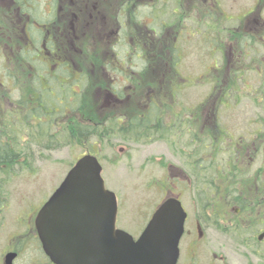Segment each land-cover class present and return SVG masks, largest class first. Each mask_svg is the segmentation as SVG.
Wrapping results in <instances>:
<instances>
[{
    "label": "rangeland",
    "instance_id": "374dc122",
    "mask_svg": "<svg viewBox=\"0 0 264 264\" xmlns=\"http://www.w3.org/2000/svg\"><path fill=\"white\" fill-rule=\"evenodd\" d=\"M256 1L221 0L224 19L209 21L201 14L200 0H34L38 18L46 12L55 21L52 30L62 44L61 58L68 75L77 77L75 91L83 92L78 111L79 100L68 96L73 111L57 114L46 124L47 132L55 135V143L49 144L50 136L41 137L33 124L21 122L25 110L16 104L23 93L9 77L13 74L22 88L46 66L33 63L32 68L21 60L17 49L24 45L23 21L10 0H0V132L24 154L21 165L0 171V264L11 246L20 252L15 264H44L36 240L25 231L28 216L35 217L75 161L87 154L98 158L105 187L116 196V227L133 239L166 197L179 198L188 214L185 230L194 231L182 242L181 257L186 261L196 222L214 198L209 184L217 183L212 180L217 173L236 166L250 179L246 189L261 194L264 83L253 69L264 61V42L246 36ZM258 1L264 17V0ZM148 10H155L160 20L153 21ZM162 23L166 29L161 31ZM213 41H222L219 52L211 51ZM66 73L59 67L51 75ZM44 86L40 111L61 112L68 100L60 101ZM63 92L54 87L57 97L69 94L67 87ZM48 97L56 98V105L49 104ZM150 102L158 110L154 121L166 128L163 138L155 129L138 139L106 135L110 118L141 114ZM191 120L193 127L186 124ZM95 123L104 138L69 136L74 125ZM238 142L243 150H225ZM236 159L239 163L232 166ZM227 160H232L229 166ZM252 218L238 233L200 224L208 239L194 246L196 264H264V245L256 239L264 227V206Z\"/></svg>",
    "mask_w": 264,
    "mask_h": 264
},
{
    "label": "water",
    "instance_id": "95a60500",
    "mask_svg": "<svg viewBox=\"0 0 264 264\" xmlns=\"http://www.w3.org/2000/svg\"><path fill=\"white\" fill-rule=\"evenodd\" d=\"M95 156L84 155L37 212L38 239L53 264H177L186 212L167 198L137 239L116 229L117 200ZM264 239V231L258 235ZM8 253L4 264H12Z\"/></svg>",
    "mask_w": 264,
    "mask_h": 264
},
{
    "label": "trees",
    "instance_id": "16d2710c",
    "mask_svg": "<svg viewBox=\"0 0 264 264\" xmlns=\"http://www.w3.org/2000/svg\"><path fill=\"white\" fill-rule=\"evenodd\" d=\"M12 3V6L14 10L18 12L19 17L23 21L22 23V32L20 27V33L24 35L23 39V46H18L17 53L20 55L21 60L26 65H30L33 68V63H41L46 66L42 67L43 71L42 74H38L37 76L33 75L30 79L31 81H28L26 83H29L25 87L19 88L16 79L13 74H9V77H11V81L14 86L17 87L18 90H22L21 93H23V97H20L17 101V106L19 108H22L25 110L24 114L21 116V122H23L26 125L33 124L35 128H38V133L40 131L39 136L48 135L52 139L49 144L55 143L53 140V137L55 135H51L50 132H47L48 122L53 121V117H55L57 114L59 116H64L66 112L69 113L71 110L70 107V97H74L75 99H78L79 102L77 104V110L78 111L81 107L82 103V97L81 95L83 92L75 91L74 87L78 84V80H76L77 77L75 76H69L68 72L70 71L67 68V64L65 61L62 60L60 55V47L62 44H60L59 37L56 36L54 31L52 30V27L54 26V20L49 17H47L48 13L43 12L41 14V19L39 13H37V9H34V0H10ZM23 18V19H22ZM36 22H39L41 24V27H38ZM4 27V25H1ZM35 34L38 35V40H35ZM62 41V40H61ZM33 64V65H32ZM59 67L63 68L64 71H66L67 75L66 77H56L52 78L51 73L53 70L59 69ZM45 71L47 73L45 74ZM37 72V70H36ZM49 74V75H48ZM8 77V78H9ZM42 78V79H41ZM75 82H72V81ZM43 81V83H42ZM43 85L48 86L53 89V94L56 98H59L60 101H67V105L60 107L61 112H53L51 114H47L40 111L41 104L39 102L40 96V89L43 88ZM44 86V87H45ZM60 86L62 93L64 94V89L67 87V91H69V94H67L63 97H57L54 93V87ZM71 87V89H70ZM73 87V88H72ZM113 87V85H112ZM56 98L52 99L48 97L49 104L56 105ZM42 99V98H41ZM43 101V99H42ZM48 104V105H49ZM47 105V106H48ZM74 110V111H75ZM158 110L156 107L152 105V102L149 103L147 106V110L145 112H142L141 114H130L122 120L123 122L118 121H111L105 126V132L106 135L108 134H115L118 133L121 135L124 139H138L139 137H142L144 135L148 136V133L151 132V129H155L154 131L159 134V138L164 137V132L166 128L158 122V120L155 122V116ZM108 118V117H107ZM126 118V120H125ZM157 118V116H156ZM153 120L154 123H151ZM105 121L102 123L104 124ZM100 125V124H99ZM98 124H76L71 128L69 133V136L72 138L81 140L86 138L87 136H93L97 138H104L106 135H104L103 132L98 131L97 128H99ZM46 126V127H44ZM30 128V127H29ZM41 128L45 129L44 131L41 130ZM45 133V134H44ZM71 139V138H68ZM13 144V145H12ZM50 148V147H49ZM51 149V148H50ZM22 150L19 149L18 144H16L12 139H5L4 135L0 132V171L2 167L16 165V164H22V156L24 154L21 152ZM256 193V191H254ZM259 192L256 193L255 198L253 200L254 207L252 208L251 215L254 213V209L256 211L258 210V207L264 206V190L262 189ZM252 194V193H250ZM262 199V200H261ZM253 219V218H252Z\"/></svg>",
    "mask_w": 264,
    "mask_h": 264
},
{
    "label": "flooded vegetation",
    "instance_id": "af4514ba",
    "mask_svg": "<svg viewBox=\"0 0 264 264\" xmlns=\"http://www.w3.org/2000/svg\"><path fill=\"white\" fill-rule=\"evenodd\" d=\"M200 1L204 3V6L201 10V14L205 18H207L209 21L210 19L212 20L216 19L220 21L222 17L224 19V16H225L224 12H221V0H200ZM258 3L259 1L257 0L254 3V6L251 10V15L253 18L249 19L251 27L249 30L250 32L246 34V36H249L252 39H255L256 41H257V37H259L264 42V17L261 16L262 10L261 11L259 10ZM148 11H149V15H151L150 18L153 21L160 20V19H157L160 17H157V15L159 14H156L155 10H148ZM179 17H181V15L178 16V18ZM172 25H173V22H171L168 26H172ZM163 28L166 29V24L162 23L161 31ZM156 34H158L157 36H160L161 32L158 31L156 32ZM207 36H210V35H207ZM175 42H176V39H175ZM210 42L211 40L208 39L207 44H209ZM213 43H214L213 44L214 47H212L211 51L213 52L217 50V52H219L221 47L223 46L222 41H219V43L218 41H215V42L213 41ZM222 50L224 51V48H222ZM256 59L257 61H259V59H262V58H256ZM170 62L172 65L173 64L175 66L177 65L176 60H172ZM257 64H260V66L257 65V68L255 67L253 70L255 74L258 76V78L261 79V81L264 83V69L260 68L261 66L264 65V61H259L257 62ZM186 81H189V80L186 79ZM112 85L113 84H111L112 90H115V88H113ZM119 96H120V93H119ZM147 105H149V103ZM191 117H192V114H191ZM123 119L124 118H117L115 121L123 122L122 121ZM110 120L113 121L114 119L111 118ZM191 122H193V120H191L190 122H187L186 124H190V126L193 127V123ZM260 127L262 128L263 126H260ZM255 132L262 133L260 131L259 132L255 131ZM243 146H244L243 144L238 142L236 144H233L231 147H225V150L227 148L230 149V152L235 151V150L237 151V149L243 150L244 149ZM231 161L232 160H227V166H229V163ZM238 163H239V159H236L233 163L231 162L232 166L237 165ZM232 169L234 170L233 172H231ZM232 169L228 167L226 171L222 170L221 173H217L215 177L212 179L213 181H217V183H214L211 185L209 184V187L212 188L211 193L213 194L214 198L212 199L210 204L204 205L203 207L204 211L199 216L198 222H196L197 223L196 225L197 233L193 236L194 239H191L190 241L192 250H191V253L189 254V257H190L189 261H186L184 257H181L182 242L184 241L185 236L190 237L192 234H194V231L187 232L184 229V233H183V236L179 244L180 252H179L177 264H196V259H195L196 256H195V253L193 252L194 246L200 243L201 241L208 239V236L206 235L204 236L203 232L201 231L200 224H202V226L205 228H214V229L217 228L219 230L221 229L220 231H225L227 228H231L237 233H238L239 228L245 229L247 228L246 226L250 224L252 220V215L250 211L254 207L253 200L257 192L254 193L252 190L246 189L248 181L250 179L247 178L245 174L239 168H236V166H234L232 167ZM258 175L259 177L262 176L261 173H258ZM249 191L252 194H250ZM254 212H256V209H254ZM34 219L35 217L33 215L28 216V221L25 225V231L26 233L30 234V236L34 237V239L36 240L39 250L41 251L40 255L41 257L44 258V261L42 260L43 263L52 264L49 261L48 257H46L41 250V246L38 241L35 226H34ZM187 219H188V214H187L186 220ZM258 222L262 224L263 220L258 221ZM263 230H264V227H263ZM257 243L264 245V239L261 242H257ZM7 253H15L16 256L12 262V264H15V261L20 256L19 250L11 246L3 256V264H4V257ZM213 259H215L216 261L219 260L217 259L215 255ZM42 261L39 260L40 263H42ZM219 261H222V258Z\"/></svg>",
    "mask_w": 264,
    "mask_h": 264
}]
</instances>
